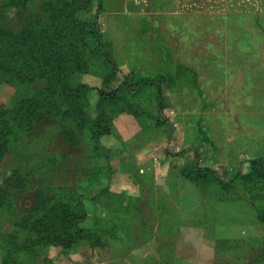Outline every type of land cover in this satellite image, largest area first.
Returning <instances> with one entry per match:
<instances>
[{"label":"rangeland","instance_id":"rangeland-1","mask_svg":"<svg viewBox=\"0 0 264 264\" xmlns=\"http://www.w3.org/2000/svg\"><path fill=\"white\" fill-rule=\"evenodd\" d=\"M56 1L0 0V30L46 28ZM99 3L75 16L96 26L116 80L104 84L97 42L77 43L86 68L68 85L87 89L84 106L47 109L6 140L0 264H264V180L251 166L264 160V0ZM45 88L0 74V117ZM52 207L59 241L24 254L28 224Z\"/></svg>","mask_w":264,"mask_h":264},{"label":"trees","instance_id":"trees-1","mask_svg":"<svg viewBox=\"0 0 264 264\" xmlns=\"http://www.w3.org/2000/svg\"><path fill=\"white\" fill-rule=\"evenodd\" d=\"M90 1L92 0H57V5L50 7L49 24L46 28L38 24L29 27L19 36L0 30V74L11 77L19 83L47 80L48 84L55 88V91L45 88L39 94L28 99H20L5 117H0V158L6 140L20 135L45 110H55L57 105H60L66 111H74L84 106L81 92L86 93L87 89L83 87L75 91L69 89L68 85V80L74 72H80L86 68L81 64L82 54L80 51L78 52L77 43L86 45L88 39L97 42L98 54L109 70L103 82L109 87L115 82L117 76L115 64L109 57L105 45L101 42L96 26L80 24L76 20L75 14L88 10ZM98 1L101 4L102 0ZM121 83L125 85V82ZM114 96L113 91L110 93L101 92L98 96V110L103 108L106 103L114 102ZM159 101L160 105L161 100ZM251 166L253 172L260 174L264 180V160L253 161ZM192 170L198 180L212 179L213 172L211 170L201 169L197 166ZM58 209V207H52L47 216L34 219L33 223L28 224L27 222V228L33 238H30L28 245H25L24 254L31 255V249L36 240L46 237L49 239V243L59 241L53 228L57 222L64 218H62L63 213ZM67 219L65 218V221ZM80 219V216H76L67 223L68 229L71 230L70 240L77 239L74 226L81 221ZM25 220L30 221L28 218ZM260 221L264 225V209ZM18 237L15 235V239Z\"/></svg>","mask_w":264,"mask_h":264},{"label":"crops","instance_id":"crops-1","mask_svg":"<svg viewBox=\"0 0 264 264\" xmlns=\"http://www.w3.org/2000/svg\"><path fill=\"white\" fill-rule=\"evenodd\" d=\"M166 193H164V195H165Z\"/></svg>","mask_w":264,"mask_h":264}]
</instances>
